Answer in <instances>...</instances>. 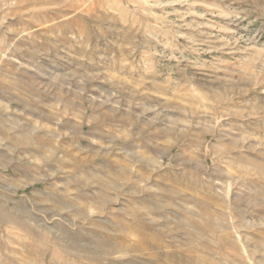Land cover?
Instances as JSON below:
<instances>
[{
    "label": "rangeland",
    "instance_id": "1",
    "mask_svg": "<svg viewBox=\"0 0 264 264\" xmlns=\"http://www.w3.org/2000/svg\"><path fill=\"white\" fill-rule=\"evenodd\" d=\"M0 264H264V0H0Z\"/></svg>",
    "mask_w": 264,
    "mask_h": 264
}]
</instances>
